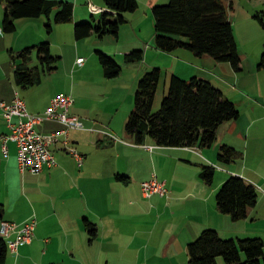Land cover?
<instances>
[{
    "label": "crops",
    "instance_id": "1",
    "mask_svg": "<svg viewBox=\"0 0 264 264\" xmlns=\"http://www.w3.org/2000/svg\"><path fill=\"white\" fill-rule=\"evenodd\" d=\"M64 1L74 3L73 21L52 22L53 29L47 33L43 32L42 18H20L16 21V30L24 25H35L37 29L22 43L15 34H0V55L4 53L5 56L8 51L5 61L0 62V100L11 103L18 93L25 99L29 112L38 114L48 108L55 95L71 94L74 103L70 111L79 116L86 127L71 129L69 133L72 144L85 156L84 162L80 164L58 142L52 146L57 164L41 173L23 172L16 142H8L7 155L0 142V202L5 208L0 217V235L4 220L16 224L11 239L17 237L18 230L25 223L33 218L37 220L32 243L20 245L18 252H13V247L9 246L7 264H111L105 255H121L123 250H126V255L133 249V240L128 238L133 229L131 209L135 207V212L139 211L140 204L145 208L142 210L144 214L147 212L155 218L156 226L163 222L165 231L172 226L178 227L180 232L175 235L176 241L171 239L167 250L180 248L186 253V244L208 227L217 229L222 236V230H228L226 238L264 239V67H260L264 41L261 43L255 39L254 46L250 43L249 47H246L247 43H239L236 24L240 14L243 19L238 24L243 23L248 28L254 26L249 22L264 2L230 0L229 17L242 58V69L236 71L229 63L218 62L208 55L198 56L185 48L173 52L155 48L154 51V34L145 41L138 10L128 14V21L121 26L119 36L91 35L78 40L74 33L75 23L93 21L94 18L97 21L106 10V4L104 0ZM156 1L145 0V3L154 7ZM91 5L98 8L94 10ZM55 11L50 15L52 20ZM90 14L92 20L89 19ZM4 15L5 3L0 0L1 28ZM130 24L136 33L134 46L140 48L142 42L146 45L141 62L147 63L150 55L158 59L169 58L174 74L185 79L199 76L210 80L235 102L240 110L239 117L218 128L217 140L212 146L165 147L150 138L144 144H138L127 135L126 123L134 108V92L142 71L134 68L130 81L119 80L125 71L123 68L120 75L114 77L117 79L115 82L105 76L100 61L101 68L96 66L93 76L89 61L93 57L92 48H100L96 49L97 52H108L124 59V55L133 48L120 44ZM55 33L65 38L62 41L70 44V51L62 43L58 45L54 37L51 38ZM247 37L249 34H245L248 42ZM45 39L49 40L52 53L64 58L66 84L60 89L55 87L52 75L55 70L43 74L42 81L34 86L23 88L17 85L10 50L19 51ZM84 53L89 55V59L79 64L77 60L84 57ZM152 60L156 65L158 61ZM127 71H131L130 68ZM49 87L50 92L47 90ZM93 89H98V92ZM88 93L94 95L89 97ZM36 128L48 134L62 129L63 124L46 120ZM10 132L8 121L0 111V137ZM224 145L241 151L243 157L228 163L220 161L218 154ZM204 165L215 167L212 184L201 177ZM153 173L167 181L171 190L168 200L159 194L152 198L143 195L141 183ZM231 175L241 176L254 184L259 194L258 202L249 209L247 218L238 221L220 212L217 206V193ZM86 220L96 224V235L92 236L88 231ZM176 242L180 244L178 248Z\"/></svg>",
    "mask_w": 264,
    "mask_h": 264
},
{
    "label": "trees",
    "instance_id": "2",
    "mask_svg": "<svg viewBox=\"0 0 264 264\" xmlns=\"http://www.w3.org/2000/svg\"><path fill=\"white\" fill-rule=\"evenodd\" d=\"M5 3L3 32L17 29L20 18L51 15L55 11V23L74 20V3L64 0H2ZM106 10L97 21L76 23L75 36L79 39L91 35L119 36L120 28L128 21V14L138 10L139 0H104ZM230 0H168L153 7L156 28L155 47L165 52L179 48L189 49L198 56L208 55L218 62L229 63L236 71L242 69V58L229 17ZM264 27V9L254 14ZM49 31L53 29L48 25ZM38 53L39 64L32 65ZM15 65L14 79L17 85L28 88L39 84L43 74L59 68L61 56L54 55L48 41L26 46L19 51L10 50ZM99 61L106 77L120 75L123 65L113 55L98 51ZM143 48L133 49L124 55L125 63L144 60ZM264 67V53L260 62ZM162 77V69L155 67L140 79L135 95L134 108L126 123L127 135L138 144L148 138L165 147L200 146L210 147L217 140L218 128L225 122L239 117L235 102L210 80L199 76L185 79L172 74L168 92L158 111L154 103ZM243 157L234 147L224 145L218 159L233 162ZM214 165H204L202 179L212 184ZM256 186L243 177L231 175L217 193L220 212L235 220L247 218L249 209L258 202ZM5 208L0 202V217ZM91 235H96L97 226L86 220ZM8 240L0 235V264H7ZM189 264H264V239L262 237L224 238L212 227L202 230L199 237L188 244Z\"/></svg>",
    "mask_w": 264,
    "mask_h": 264
},
{
    "label": "rangeland",
    "instance_id": "3",
    "mask_svg": "<svg viewBox=\"0 0 264 264\" xmlns=\"http://www.w3.org/2000/svg\"><path fill=\"white\" fill-rule=\"evenodd\" d=\"M152 1H156V0H152ZM167 1L168 0H157L154 5L163 4V3H166ZM248 1L260 2V3L264 2V0H248ZM139 3H140V7L138 9L137 14H138V18L141 19L140 22L142 24V33L146 39L145 41H147L148 37H150L151 35L154 34V44L152 46L154 47L153 50L156 51V49H155L156 48L155 47V44H156V28H155V17H154V13H153V7H148L147 4L145 3V0H141V1L139 0ZM91 6L94 8V10H96L98 8L97 6H93V5H91ZM258 8H255V9H258L257 11H259L260 9L261 10L264 9V6L261 5ZM91 15L92 14H90V17H89L90 20H92ZM97 17H99V16H97ZM253 17H254V19H252V21H250L249 24L254 25V26H249V28L245 27V24H243V23L238 24V22H241V20L243 19L242 15L238 14V16L236 18L237 32H238L237 35H238V39H239L238 41L241 44L247 43L246 47H249L250 43L254 46V44L256 43L255 39L259 40L261 43L264 41V27L259 22V20L257 18H255V16H253ZM39 18H42L41 22H42L43 29H44L43 32L45 31L48 33L49 32L48 25L50 24V25L54 26V23H52V22H54V18L52 20L50 18V16L48 17L47 15H42L40 17H33L32 20H38ZM43 20H45V21H43ZM82 22H87V21H81L78 23H82ZM75 25H76V23H75ZM75 25H74V33H75ZM131 26L132 25L130 24L129 28L126 29V31L122 35L123 40H122V42H120V44H122L123 47H133V48H131L130 51H132L133 49H138V47H135L134 43H133L134 35L136 33L133 31V27H131ZM35 30H37L35 28V25H29V26L24 25L21 28H19L18 30H16L15 32L7 33V34H10V35L15 34L16 37H18L20 39V43H22L23 39L25 37L31 35ZM245 34H249V37H247V38H249L248 42H247V40L245 41ZM53 37H54L55 41L57 42V44L59 43L58 45L61 46L60 43H62L67 50H69V51L71 50V46L68 42H67V44L63 43L62 38H64V37L60 36V34L56 35V33H55L51 38H53ZM250 39H251V42H250ZM44 41L49 42V40H46V39L41 40V42H44ZM64 41H65V38H64ZM92 44L94 45V43H92ZM140 45H141L140 48H143L145 51V48H146L145 43L142 42V43H140ZM57 49H59V48L56 47V50ZM96 49H100V48H92L93 57L89 61V65H90L91 71H92L91 73L93 76H95V67L97 66V67L101 68L100 63H99V55H98V52ZM7 53H8V51L5 53V56H4V53L0 55V62L5 61V57H6ZM104 53H106L108 55H112L108 52H104ZM262 54H263V52H262ZM9 55L11 58L10 52H9ZM54 55H56V54H54ZM83 55H84L85 60L87 61L89 59V55L85 54V53ZM114 57H116V56H114ZM152 58H154L155 62L158 61L156 65L152 64V62H151V61H153ZM116 59H118L119 62L123 64V66H124L123 68L125 70L121 79H119V80H129L130 81L129 78L131 77V75H134V73H135L134 68H139V70L142 71L141 76L139 77L138 83H139L141 77L147 71H150V70L154 69L155 67H159L162 69V77H161V80L159 83V88H158L155 103H154V111H158L161 104H162V101H163L165 94L168 92L169 80H170L172 74H174V72H173L174 70L171 67L172 61L169 60V58H162L161 57L160 59H158V57H152L150 55L149 61L147 63L140 62V63L127 65L126 63H124V59L122 57L117 56ZM63 63H64V58L62 57L60 62H59V68L55 71V73L52 74L55 78V87H58L59 89L66 84V72L63 68ZM158 63H160V64H158ZM36 64H39L37 52H36L34 59H33V62H32V65H36ZM127 68H130L131 71H127ZM72 74H73V72L71 69L70 75H72ZM70 78H71V82H72L73 78L72 77H70ZM110 80L115 81L117 79L111 78ZM138 83H137V87H138ZM46 84H48V83H46ZM47 90H49V92H50L51 91L50 87L47 88ZM93 91L95 93H97L98 89H93ZM136 91H137V89L134 92L135 94H136ZM87 95L89 97H91L94 94L92 95L91 93H88ZM151 180H156L159 182H165V185L167 188L166 194L165 195H162L161 193L160 194L155 193V194H159L160 196L165 197L168 200L171 196L170 195L171 190L167 184V181L165 179H161L156 173H153L150 178H148L147 180H144L143 182L151 181ZM143 182L141 183V187H142ZM142 193H143V191H142ZM155 194H153L152 196H154ZM143 195H144V193H143ZM152 196H149V197L145 196V197L146 198H152ZM168 204H169V201H168ZM140 206H141V209L139 211L137 210L135 212V210H136L135 207H133L131 209L132 210L131 211L132 222H133L132 223L133 226L131 228H133L132 229L133 231L131 230L130 233H128V238H132V240H133V245H132L133 249L128 250V253L126 255H124L126 250H123V253L121 255L119 253L118 254H115V253L107 254V255H105L106 260L110 259L111 264H142V263H146V264H189L188 250H186V253H184L182 250H180V248H178L180 245L178 242H176L177 248H178L177 250L175 248L167 250V246L170 243L171 239L174 238L176 241V236L178 235L177 233L180 232L178 227L176 228V227L172 226L169 229H167V231H165L164 227H163L164 223L163 222L158 223V226H156L157 224L155 225V218L147 212L144 214V212L142 210H145V208L143 207L142 204H140ZM222 231L224 232V233L222 232V234H223L222 237L226 238L225 235H226V232L228 230L225 229ZM198 237H199V235L196 236L193 240H191V242L194 241L195 239H197ZM178 239H179V237H178ZM182 240H184L183 237H182ZM187 244H189V243H187ZM187 244H186V247L188 246ZM171 250H172V252H171ZM174 254H175V257H174ZM220 262H221V264H225L223 257H220Z\"/></svg>",
    "mask_w": 264,
    "mask_h": 264
},
{
    "label": "built area",
    "instance_id": "4",
    "mask_svg": "<svg viewBox=\"0 0 264 264\" xmlns=\"http://www.w3.org/2000/svg\"><path fill=\"white\" fill-rule=\"evenodd\" d=\"M1 33H3V28L0 27ZM77 62L84 64L85 58L79 57ZM73 103L74 97L71 94L59 93L52 98L44 112L34 114L29 112L25 99L18 93L11 103L0 100V111L6 117L11 128L10 133L0 137L3 152L8 154L9 141L16 142L21 170L41 173L45 168L57 164L52 146L61 142L82 164L85 156L72 144L69 133L71 129H85L86 127L79 116L71 113L70 109ZM46 120L58 121L63 124V128L48 134L38 131L37 124ZM142 191L145 196L149 197L155 193L165 195L167 188L165 182L151 180L143 182ZM36 225V218L31 219L18 230L17 237L11 239L10 235L12 231L16 230V224L12 221H3L1 235L8 240L9 246H13V252H18L20 245L32 243Z\"/></svg>",
    "mask_w": 264,
    "mask_h": 264
},
{
    "label": "bare ground",
    "instance_id": "5",
    "mask_svg": "<svg viewBox=\"0 0 264 264\" xmlns=\"http://www.w3.org/2000/svg\"><path fill=\"white\" fill-rule=\"evenodd\" d=\"M5 221V220H4ZM13 247V246H12Z\"/></svg>",
    "mask_w": 264,
    "mask_h": 264
}]
</instances>
